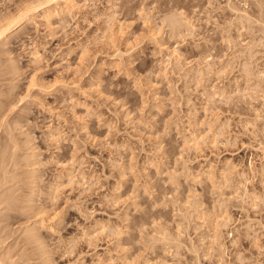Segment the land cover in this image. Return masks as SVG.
<instances>
[{"label": "rangeland", "instance_id": "obj_1", "mask_svg": "<svg viewBox=\"0 0 264 264\" xmlns=\"http://www.w3.org/2000/svg\"><path fill=\"white\" fill-rule=\"evenodd\" d=\"M43 1L0 0V261L264 264V0Z\"/></svg>", "mask_w": 264, "mask_h": 264}, {"label": "bare ground", "instance_id": "obj_2", "mask_svg": "<svg viewBox=\"0 0 264 264\" xmlns=\"http://www.w3.org/2000/svg\"><path fill=\"white\" fill-rule=\"evenodd\" d=\"M45 2H47L46 4H49V3H51V5H52V12L53 11H59L60 10V8H62L63 6L66 8V9H68V10H71V9H73L74 8V3H73V0H45V1H43V3H45ZM227 2H228V0H227ZM43 3H41V4H43ZM232 3H231V1L229 0V5H231ZM258 4V3H257ZM63 5V6H62ZM260 5V4H259ZM262 5V4H261ZM62 6V7H61ZM227 7V6H226ZM235 6H229V8H232L231 10H233V8H234ZM255 7H257V6H255ZM254 8V7H253ZM50 9V8H49ZM63 9V8H62ZM259 9V8H258ZM258 9H257V11H258ZM261 9V8H260ZM234 10H235V8H234ZM237 10V9H236ZM254 11V10H253ZM233 12H235V13H238V10L237 11H233ZM260 11H258V14H260L259 13ZM50 13V12H49ZM54 13V12H53ZM57 13V12H56ZM256 13V12H255ZM261 14L263 15V12H261ZM262 15H259L260 17H261V19H262V17L264 16H262ZM46 17H47V15H45ZM50 18V17H49ZM259 18V17H258ZM21 19V18H20ZM257 19V18H256ZM49 20V19H48ZM264 20V19H263ZM258 21H260V19L258 20ZM257 21V22H258ZM13 22H10V23H8L7 22V24H4V26L3 25H1V27H0V40H2L3 38H6L12 31H14V30H16L17 28H14L13 26V24H12ZM259 23V22H258ZM15 24V23H14ZM261 26V25H260ZM262 27V26H261ZM263 29H264V27H263ZM18 30V29H17ZM263 31V30H262ZM19 32H21V31H19ZM16 33V32H15ZM262 33V35H263V40H264V31L263 32H261ZM12 34V33H11ZM9 37V36H8ZM3 42V41H2ZM1 42V43H2ZM1 159V158H0ZM1 161V160H0ZM3 163V162H2ZM2 163H0V165L2 164ZM2 168H3V166H1ZM1 169V168H0ZM4 178H5V176H3ZM4 178L2 179V174H1V179L2 180H4ZM0 179V180H1ZM6 179V178H5ZM3 183H5V182H3ZM2 183V184H3ZM243 196V195H242ZM226 221V220H225ZM43 227V226H42ZM34 230V229H33ZM32 230V232L31 231H29V235H30V237H31V235L33 234V236H34V231ZM31 233V234H30ZM27 236H28V234H27ZM0 264H12V262H8V263H5V262H1L0 261Z\"/></svg>", "mask_w": 264, "mask_h": 264}]
</instances>
